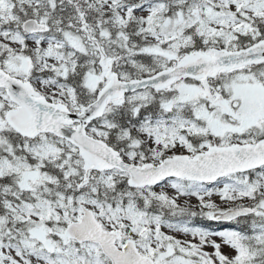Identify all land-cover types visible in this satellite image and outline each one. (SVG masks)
Masks as SVG:
<instances>
[{
	"label": "snow or ice",
	"instance_id": "6c2138e0",
	"mask_svg": "<svg viewBox=\"0 0 264 264\" xmlns=\"http://www.w3.org/2000/svg\"><path fill=\"white\" fill-rule=\"evenodd\" d=\"M0 264H264V0H0Z\"/></svg>",
	"mask_w": 264,
	"mask_h": 264
}]
</instances>
